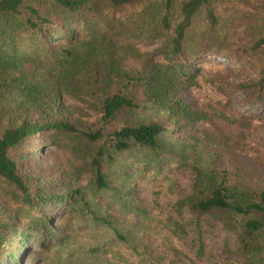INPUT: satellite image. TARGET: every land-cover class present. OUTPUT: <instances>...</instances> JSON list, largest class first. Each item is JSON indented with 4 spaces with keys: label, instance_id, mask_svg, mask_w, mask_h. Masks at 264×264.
<instances>
[{
    "label": "trees",
    "instance_id": "trees-1",
    "mask_svg": "<svg viewBox=\"0 0 264 264\" xmlns=\"http://www.w3.org/2000/svg\"><path fill=\"white\" fill-rule=\"evenodd\" d=\"M246 1L0 0V182L14 187L16 201L12 211L0 204V264H23L32 246L64 247L72 231V220L64 225V218L96 215L94 196L111 190L103 165L117 156L139 151L160 163L169 141V153L188 160L182 157L185 145L168 137L157 116L178 127L207 118L180 97L197 84L199 61L221 57L241 68L264 56V0L250 14L256 26L235 10L228 18L250 26V45L233 43L223 14L229 2ZM131 40L158 46L143 54ZM132 58L135 65L128 67ZM237 88L248 91L247 102L264 105V66L257 80ZM86 98L100 118L83 128L68 102ZM235 122L247 126L244 118ZM67 141L87 162L91 177L85 186L76 177L80 169L68 181L56 167L44 177L25 169L39 164L43 150ZM193 168L195 190L180 204L199 218L217 217L236 239L227 241L224 264H237L233 256L241 264H264V173L254 187L245 181L247 172L219 170L212 155ZM132 192L128 182L125 207ZM50 208L57 212L49 215ZM101 214L93 219L91 248L74 256L82 264H122L106 258L107 248L137 239L141 226ZM75 258L68 264H79Z\"/></svg>",
    "mask_w": 264,
    "mask_h": 264
},
{
    "label": "rangeland",
    "instance_id": "rangeland-1",
    "mask_svg": "<svg viewBox=\"0 0 264 264\" xmlns=\"http://www.w3.org/2000/svg\"><path fill=\"white\" fill-rule=\"evenodd\" d=\"M262 3L263 0H249L242 4L229 2L223 7V14L227 17L225 19L235 35V45H250L251 30L247 28L250 26H243L238 20L228 21V18L234 10L242 13L239 17L250 16L255 13L254 10L262 8ZM250 19L251 25L258 24L254 20L256 17L250 16ZM131 41L134 49L143 54L158 46L157 43ZM247 62L241 68L221 57H208L198 62L197 84L186 87L180 97L194 111L206 114V119L194 123L182 121L178 127L175 123L169 124L164 116H157L158 121L167 126L168 137L185 145L182 157L187 155V161L183 162L173 156L174 151L170 154L169 141H166L163 146L165 158L160 163L150 162L147 160L150 154L139 151L117 156L114 163H105L103 169L110 175L111 190L107 194L94 196L96 215L89 212L87 216L67 215L64 225L72 220L68 226L72 231L67 232L71 238L67 239L64 247H54L52 244L42 248L32 246L29 259L22 263L68 264L69 257L74 260L75 254L81 255L91 248L93 219L101 217L103 212L108 219L141 226L136 232L137 239L108 246L106 258L114 263L224 264L227 241L230 239L235 243L236 239L232 238L217 217L207 215L199 218L180 202L195 190L197 175L193 163L202 164L210 155L214 156L219 170L234 174L237 170H243L248 173L245 181L254 187L261 185L258 177L264 173V105L260 102H247L248 91L238 89L237 86L252 83L259 78L264 56ZM126 65L134 66L135 59H129ZM91 102L89 98L84 103L68 102L77 109L74 118L78 119L83 128L95 124L100 118L86 104ZM239 118H244L247 126L241 127V124L235 122ZM109 131H113V128ZM63 145L61 148L43 150L45 152L41 154L39 164H25V169L38 171L39 176L44 177L54 172L53 167H56V173L65 181L78 174L80 169V175L76 177L79 185L85 186L91 173L86 170L87 162L83 161V154H78L75 144L69 141ZM128 182L132 183L133 192L127 199L129 206L125 207L122 201L126 199L124 195ZM14 191L10 184L0 182V204L10 211L16 205ZM55 192L60 191L56 188ZM56 212L55 209L48 210L49 215ZM76 219L81 221L77 226L74 222ZM80 260L75 258L76 263L82 264ZM232 261L241 264L234 256Z\"/></svg>",
    "mask_w": 264,
    "mask_h": 264
}]
</instances>
